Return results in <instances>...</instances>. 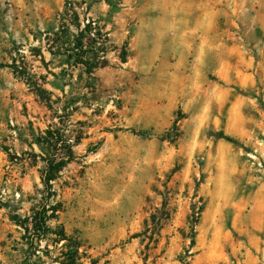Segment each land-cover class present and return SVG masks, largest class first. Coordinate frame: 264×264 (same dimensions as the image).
I'll return each instance as SVG.
<instances>
[{
	"label": "rangeland",
	"instance_id": "rangeland-1",
	"mask_svg": "<svg viewBox=\"0 0 264 264\" xmlns=\"http://www.w3.org/2000/svg\"><path fill=\"white\" fill-rule=\"evenodd\" d=\"M67 2L82 26L108 34V66L93 76L46 51L61 25L77 31ZM222 7L229 47L221 61L209 47L191 66L183 108L167 76L155 82L156 65L143 58L151 47L136 39L148 0H0V264H24L23 230L10 215L26 216L42 199L44 163L31 155L43 154L34 139L49 127L73 144L54 189L59 223L81 242L84 264H242L246 222L264 225V0ZM14 60L47 77L44 88L67 114L36 100Z\"/></svg>",
	"mask_w": 264,
	"mask_h": 264
},
{
	"label": "trees",
	"instance_id": "trees-1",
	"mask_svg": "<svg viewBox=\"0 0 264 264\" xmlns=\"http://www.w3.org/2000/svg\"><path fill=\"white\" fill-rule=\"evenodd\" d=\"M70 8H72V3L67 2L64 16H68L69 12L72 11L75 17L76 33L71 35L70 28L65 24L61 25V29L55 34L53 40L46 39V51L53 57H65L67 65L80 68L84 74L93 76L97 71L108 66L107 51L104 50L106 42L110 41L108 34L94 25L93 22H88L82 26L79 12L76 11L75 7ZM36 53L42 58V63L46 64L42 52L38 50ZM127 57L128 51L124 47L121 57L122 63H127ZM9 67L18 78L26 83L39 102L50 110H57L56 113L64 111L67 114V107H59V100L55 101L53 94L44 88L48 80L46 76L38 77L21 70L16 60ZM173 131H179L178 122H175ZM81 140L82 137H78L76 144H79ZM34 143L39 146L43 153L42 155L36 153L31 155L33 165L38 163V159L44 163V167L40 171V178L44 187L42 199L31 210L30 214L21 216L11 213L10 215V220L23 230L20 249L24 256L23 263L38 264L43 262V258L46 256L52 260V263L84 264L86 253L82 251L81 242L69 236L65 227L59 223L63 205L56 202L57 192L54 189V183L60 179L63 170L73 162V144L65 134L52 127L36 136ZM98 147L99 145L95 146L93 151H96ZM4 150L8 151L6 148ZM155 220L154 218V225L158 226ZM51 222H57L56 228L50 226ZM49 236H55L53 250L49 249V244L46 243ZM44 243L46 244L44 245ZM58 245H61L59 255L53 256V252L58 250ZM192 246H195L194 239ZM90 264L98 263L91 260Z\"/></svg>",
	"mask_w": 264,
	"mask_h": 264
},
{
	"label": "crops",
	"instance_id": "crops-1",
	"mask_svg": "<svg viewBox=\"0 0 264 264\" xmlns=\"http://www.w3.org/2000/svg\"><path fill=\"white\" fill-rule=\"evenodd\" d=\"M148 1L151 9L144 10L136 39L141 37L151 47L144 52L143 58L145 63L156 65L153 69L155 82L164 81L167 76L173 100L184 108L191 87V66L206 60L204 53L209 47L218 56L217 61L223 59L222 53L229 47L224 22L220 23L225 16L223 0ZM219 1H222L220 7ZM167 69L168 75L165 74ZM245 232L250 247L243 253L242 264H264L260 257L264 256V236L261 235L264 225L255 220L247 221Z\"/></svg>",
	"mask_w": 264,
	"mask_h": 264
}]
</instances>
